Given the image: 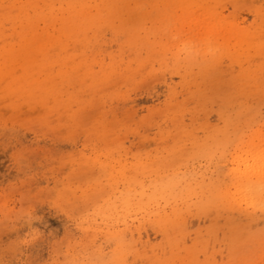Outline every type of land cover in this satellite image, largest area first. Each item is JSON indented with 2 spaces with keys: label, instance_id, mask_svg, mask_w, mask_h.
<instances>
[{
  "label": "rangeland",
  "instance_id": "rangeland-1",
  "mask_svg": "<svg viewBox=\"0 0 264 264\" xmlns=\"http://www.w3.org/2000/svg\"><path fill=\"white\" fill-rule=\"evenodd\" d=\"M263 171L264 0H0V264H264Z\"/></svg>",
  "mask_w": 264,
  "mask_h": 264
},
{
  "label": "bare ground",
  "instance_id": "bare-ground-1",
  "mask_svg": "<svg viewBox=\"0 0 264 264\" xmlns=\"http://www.w3.org/2000/svg\"><path fill=\"white\" fill-rule=\"evenodd\" d=\"M71 6H72L71 4H68V9H69V7L71 8ZM262 168H263V166H262ZM263 172H264V171H263Z\"/></svg>",
  "mask_w": 264,
  "mask_h": 264
}]
</instances>
